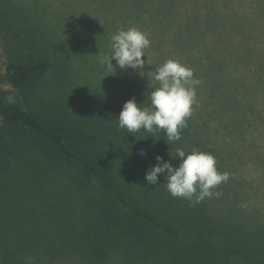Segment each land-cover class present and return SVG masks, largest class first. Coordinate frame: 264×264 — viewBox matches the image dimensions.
<instances>
[{
	"label": "trees",
	"instance_id": "trees-1",
	"mask_svg": "<svg viewBox=\"0 0 264 264\" xmlns=\"http://www.w3.org/2000/svg\"><path fill=\"white\" fill-rule=\"evenodd\" d=\"M251 3L250 10L236 16L238 22L232 17L237 10L225 13L228 20L214 11L220 16L209 30L214 39L198 44L206 56L194 55L190 66L199 70L194 78L202 81L195 89L192 115L181 139L169 143L163 130L129 133L118 127L125 102L135 98L138 106L150 105L147 98L154 88L147 79L135 74L138 78L133 76L126 91L102 88L82 77L80 50L66 51L78 55L80 67L63 76L60 88L58 72L52 80L60 98L79 107L69 111L53 106L54 101L46 104L42 93L52 85L47 73L53 64L44 53H24L17 40H9L17 37L15 32H25L22 43L32 45V32L41 28L28 20L25 4L0 0V39L11 47L5 49L0 71V83L11 89L0 88V199L13 163L26 160L39 170L26 175L38 190L31 214L26 206L19 215L0 202L5 264H264V223L238 211L233 197L235 176L241 178L240 168L247 163L240 147L247 137L254 139L253 165L264 182V0ZM219 20L227 26L223 38L216 30ZM51 42L64 52L54 36ZM222 42L223 56L213 57L210 53ZM153 64L159 66L156 60ZM81 79L84 85L78 83ZM10 92L21 98L10 99ZM206 123L219 141L206 136ZM177 148L215 157L217 170L229 173L226 182L212 189L220 197L193 207L168 193L164 174L157 185H147L145 173L157 156L179 165L172 160ZM141 150L146 155H139ZM233 161L239 171L232 170ZM32 250L42 254L38 261H29Z\"/></svg>",
	"mask_w": 264,
	"mask_h": 264
},
{
	"label": "rangeland",
	"instance_id": "rangeland-1",
	"mask_svg": "<svg viewBox=\"0 0 264 264\" xmlns=\"http://www.w3.org/2000/svg\"><path fill=\"white\" fill-rule=\"evenodd\" d=\"M16 4L23 7L25 4V14L36 27H39L35 34L32 32L34 41L32 45H24L22 43L23 36L26 34L15 32L17 37L11 36L10 42L16 41L21 44L24 53L42 52L53 64L47 73L48 80L51 81L57 76L58 72L61 85H63L64 75H71L73 70L78 69L81 61L74 52L80 50L83 57L84 66L81 67L83 78H92L95 82L101 84L102 88L109 90H129L133 76L142 74L147 79V84L152 88L158 87V82L155 81V60L159 66L167 59L180 61L183 65L190 68L194 63L195 56H206L205 51L200 48L199 43L203 39L213 40L209 34L212 29V23L220 19L228 20L229 16H225L232 10H237L235 16H239L241 12L253 7L251 0H232V5L227 9L226 0H13ZM23 3V4H22ZM228 12V13H227ZM227 13V14H225ZM224 15V16H223ZM224 22V21H223ZM221 20L216 22V30L221 33L223 38L225 29ZM21 23V21H20ZM23 27L27 26L21 23ZM14 27L17 24L13 22ZM135 27L143 32L151 42V46L145 49V66L141 70H133L131 68L120 69L115 60L112 61L113 69H108L101 64V59L111 53L110 43L111 37L117 33L119 29L127 30ZM215 29V28H214ZM52 35V36H50ZM209 35V36H208ZM59 42L64 52H60L51 42L52 37ZM202 41V42H201ZM35 43V44H34ZM209 43V42H208ZM16 47V45H13ZM218 50L211 52L213 57L221 58L223 55L224 43H220ZM11 49L10 45L7 46ZM0 39V71L2 61L5 57V49H7ZM17 48L20 47L17 45ZM190 60H185L189 58ZM192 57L194 59L192 60ZM199 58V57H196ZM222 60V59H221ZM192 61V62H191ZM58 62V63H57ZM187 63V64H185ZM61 65V66H60ZM64 65V68L63 66ZM191 69V68H190ZM68 70L69 72H67ZM197 71H193L194 77ZM152 72V74H151ZM73 76V75H72ZM82 80V79H81ZM80 84L83 80L78 82ZM52 83L50 88H47L42 94L46 104L54 101L55 107L65 108L72 111L79 107V103L72 99L60 98L55 86ZM57 85V84H56ZM197 87V86H196ZM0 88L10 91V87L0 83ZM29 91V90H28ZM25 93V92H24ZM10 99H20L21 94L10 92ZM195 120V119H193ZM192 124V123H191ZM204 125V124H203ZM210 125L206 123L203 127L206 136H209L212 142L215 143L220 139L215 137L211 130H206ZM196 128H201L196 126ZM252 137H247L246 142L241 144V151L244 154L243 158L247 160L240 168L242 170L241 178L235 176L233 197H236L234 203L238 211H243L246 216H250L252 221L257 220L264 223V186L258 168H255L253 156L256 150L253 148L254 142ZM225 142V140H221ZM228 143V142H225ZM224 148V146H223ZM36 154L35 161H36ZM37 163V161H36ZM236 161L232 162V170L239 171L235 165ZM235 165V167H233ZM247 167V168H246ZM36 170L32 165L26 163V160L18 163H13L11 174L3 178L2 192L3 196L0 202H5L7 206L13 210V213L22 215L25 212L24 206L27 207V215L31 214L33 206L38 200V190L35 189L27 180V176L37 175ZM239 177V178H238ZM264 180V179H263ZM264 183V182H262ZM232 197V196H231ZM232 197V198H233ZM229 203V202H228ZM221 206H219L220 209ZM27 224V222H24ZM31 256L29 261L42 256L39 250L30 251ZM3 255L0 254V264H5ZM36 261L34 260L33 264ZM29 264H32L29 262Z\"/></svg>",
	"mask_w": 264,
	"mask_h": 264
},
{
	"label": "clouds",
	"instance_id": "clouds-1",
	"mask_svg": "<svg viewBox=\"0 0 264 264\" xmlns=\"http://www.w3.org/2000/svg\"><path fill=\"white\" fill-rule=\"evenodd\" d=\"M151 46L147 36L135 27L119 29L111 37V53L101 59V64L114 69L112 61L120 69L142 70L145 66V49ZM155 81L159 86L148 95L150 105L138 106L135 98L125 102L117 119L118 127L129 133L144 129L153 133L163 130L169 143L181 139V130L187 127L196 103V86L202 81L194 78L193 70L180 61L167 59L155 69ZM168 144V143H167ZM139 155H146L144 150ZM172 158V157H171ZM179 165L174 167L163 157H156V164L145 173L147 185L158 184V176L164 174L166 189L173 198H183L190 206L200 204L205 198L220 197L221 192L212 189L229 179V173L217 170V161L209 152L193 148L186 153L176 149Z\"/></svg>",
	"mask_w": 264,
	"mask_h": 264
}]
</instances>
